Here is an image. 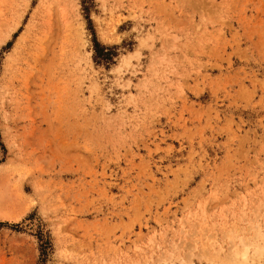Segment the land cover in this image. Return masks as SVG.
I'll list each match as a JSON object with an SVG mask.
<instances>
[{
	"label": "rangeland",
	"instance_id": "obj_1",
	"mask_svg": "<svg viewBox=\"0 0 264 264\" xmlns=\"http://www.w3.org/2000/svg\"><path fill=\"white\" fill-rule=\"evenodd\" d=\"M257 244L264 0H0V264H264Z\"/></svg>",
	"mask_w": 264,
	"mask_h": 264
},
{
	"label": "trees",
	"instance_id": "obj_2",
	"mask_svg": "<svg viewBox=\"0 0 264 264\" xmlns=\"http://www.w3.org/2000/svg\"><path fill=\"white\" fill-rule=\"evenodd\" d=\"M95 60H106L108 61L112 55V52L110 49L102 46L100 47V45L98 43H96L95 45ZM108 49V50H106Z\"/></svg>",
	"mask_w": 264,
	"mask_h": 264
},
{
	"label": "bare ground",
	"instance_id": "obj_3",
	"mask_svg": "<svg viewBox=\"0 0 264 264\" xmlns=\"http://www.w3.org/2000/svg\"><path fill=\"white\" fill-rule=\"evenodd\" d=\"M255 251L258 253V252H260V253H264V244H262V245H258L257 244V246H255ZM235 255L237 256V255H240L241 257H243L244 259H247L248 260V258H247V256H248V247H246V248H241V249H239V250H237L236 251V253H235ZM249 257V256H248ZM260 257V256H259Z\"/></svg>",
	"mask_w": 264,
	"mask_h": 264
}]
</instances>
